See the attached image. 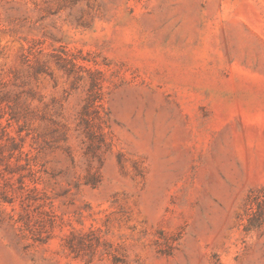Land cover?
Here are the masks:
<instances>
[{"label": "rangeland", "instance_id": "rangeland-1", "mask_svg": "<svg viewBox=\"0 0 264 264\" xmlns=\"http://www.w3.org/2000/svg\"><path fill=\"white\" fill-rule=\"evenodd\" d=\"M0 264H264V0H0Z\"/></svg>", "mask_w": 264, "mask_h": 264}]
</instances>
